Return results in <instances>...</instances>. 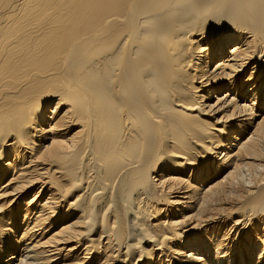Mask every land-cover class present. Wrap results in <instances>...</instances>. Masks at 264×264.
<instances>
[{"label":"bare ground","instance_id":"1","mask_svg":"<svg viewBox=\"0 0 264 264\" xmlns=\"http://www.w3.org/2000/svg\"><path fill=\"white\" fill-rule=\"evenodd\" d=\"M0 264H264V0H0Z\"/></svg>","mask_w":264,"mask_h":264}]
</instances>
